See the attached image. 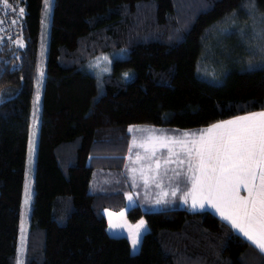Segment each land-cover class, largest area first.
<instances>
[{"label": "trees", "instance_id": "trees-1", "mask_svg": "<svg viewBox=\"0 0 264 264\" xmlns=\"http://www.w3.org/2000/svg\"><path fill=\"white\" fill-rule=\"evenodd\" d=\"M8 3L11 8L0 0V264L17 262L38 91L23 264H264L260 251L210 211L130 207L128 218L143 216L148 226L136 254L126 237L106 232L102 213L124 206L129 185L120 188V171L130 125L202 129L264 110V40L235 33L238 22H248L247 12L264 17V0H53L39 70L42 0ZM227 27L230 35L213 46ZM214 52L217 72L209 59ZM100 55L122 58L96 77L90 64ZM197 67L219 81L201 78ZM113 171L117 186L102 188Z\"/></svg>", "mask_w": 264, "mask_h": 264}, {"label": "snow or ice", "instance_id": "snow-or-ice-1", "mask_svg": "<svg viewBox=\"0 0 264 264\" xmlns=\"http://www.w3.org/2000/svg\"><path fill=\"white\" fill-rule=\"evenodd\" d=\"M254 3V0H250ZM45 14L50 7V0H44ZM6 8H11L8 0H3ZM20 16L24 14V9H18ZM251 14V13H250ZM15 23V21H12ZM264 23V17H262ZM264 40V30L257 34ZM15 43L22 46V41ZM264 51V45L261 46ZM43 78V71H40V79ZM39 88V84H38ZM39 91L36 102L39 104ZM213 130H220L216 135H211ZM133 131V129H129ZM141 131H156L155 129H142ZM209 133L207 137L203 133L198 139L191 141L188 146L183 141H169L179 143L186 159L181 160L179 156L175 161L170 157L173 155L169 151V159L164 161V175H167L169 163H175L177 167L183 168L187 164L184 172L185 178L192 183L194 193H199L200 198L212 204L231 225L241 232L255 247L264 252V112L253 113L248 116L237 117L220 124H214L209 129L203 130ZM184 136L195 135L184 133ZM35 137V131L33 132ZM151 139V137H149ZM163 139V138H161ZM162 146H167L163 144ZM143 147V145H141ZM35 151V140L33 139L29 160ZM155 155V151L152 152ZM151 160V156L147 157ZM156 169H160V162L157 160ZM135 171V169H133ZM175 177L181 173L172 169ZM258 181V183H257ZM244 186L247 189V196H240L238 188ZM175 193L173 192V195ZM31 199V186H25L24 205L27 207ZM129 200L132 197L129 196ZM161 203L160 200L156 201ZM187 202V200H186ZM197 206L194 196L193 207ZM204 203L199 207L203 208ZM111 215V214H110ZM123 215V213H121ZM141 220L136 226L143 227ZM111 228L119 225L110 224ZM138 235L132 238V247L136 249L139 244Z\"/></svg>", "mask_w": 264, "mask_h": 264}, {"label": "rangeland", "instance_id": "rangeland-1", "mask_svg": "<svg viewBox=\"0 0 264 264\" xmlns=\"http://www.w3.org/2000/svg\"><path fill=\"white\" fill-rule=\"evenodd\" d=\"M52 3L53 0H50V7L47 11V15L45 14V3L44 0H42V10H41V17H40V31H39V47H38V62H37V67L38 70L41 67H44L45 65V59H46V51L48 47V32H49V22L51 18V13H52ZM251 13V14H250ZM248 16L249 20L247 23H237L236 24V31L235 33L238 35H243L244 38L248 39H254L252 35L255 37L258 33H260L262 30H264V24H262V17L257 15L255 12H247L245 14ZM3 24V20H0V25ZM262 24V25H261ZM232 25V24H231ZM230 30L229 27H227L223 32H220L219 35L214 36L212 39V45L217 47L218 43L220 41H224L226 39V35H230ZM258 36V35H257ZM259 37V36H258ZM256 38V37H255ZM239 39V38H238ZM17 40H20L19 37ZM240 41V40H239ZM228 52H226L227 54ZM223 57H225V53H222ZM110 56L108 55H100L94 59V61L90 64V68H92L91 74H93L96 77H101L105 73H109L112 69L113 66V61L114 59H119L121 57H116L113 56L112 58H109ZM206 58V57H204ZM113 59V60H112ZM210 61L215 65L218 63L219 58L218 55L214 54L211 56ZM201 71L203 74L205 71V68L202 66ZM216 72L217 67H216ZM197 73L201 78L207 79L210 82L217 83L219 81V78L216 80L211 79V78H206L204 77L200 70L197 67ZM36 96L37 93L33 95L32 98V106H31V113H30V129H29V136H28V141H27V148H26V157H25V166H24V178H23V189H22V196H21V202H20V209H19V224H18V240H17V251H18V256H17V262L16 264H23V254H24V248H25V238H26V233L29 228V215H30V210L32 206V200H33V195H34V188H33V177H34V166H35V156H36V143H37V123L39 121V114H40V99H39V104L37 105L36 102ZM253 113H259V112H252V113H247L243 114L240 116H236L233 118H230L229 120H235L237 117L241 116H248ZM226 120V121H229ZM224 121V122H226ZM220 124V123H217ZM145 125H130L128 127L129 129H133V131H129L131 134V150L135 148V151L137 154H139L140 162H139V167L144 168L143 164V156L146 155L151 156V160L148 161V163L145 166V170H153L156 169V161L158 160L160 162V171L161 169L164 170V161L166 159H169V151L173 153V155L170 157L171 160L175 161L177 159V156H179V159L184 160L186 159L184 152L181 149V145L179 143H174L168 140V138H172L173 141H183L185 142L188 146H191V141L194 139H198L200 135H196V133H192V129H176L178 130V136H173V135H165V134H158V128L164 129L168 131V129L171 128H166V127H155V126H150V127H143ZM153 128L156 131H152L149 133L148 131H141L142 129H149ZM190 130V132H187ZM35 131V137H33V132ZM185 131V132H184ZM220 130H213L211 135H216L217 132ZM164 132V131H161ZM181 133H188V134H195V135H188L184 136L183 134L180 135ZM171 133V132H169ZM205 137L209 135V133L204 134ZM151 137V139H149ZM163 138V139H161ZM33 139L35 140V151L34 154L31 156V162L29 160L30 157V150H31V144ZM167 144V146H162L163 144ZM143 145V147H141ZM140 149V152H138ZM155 151V155H152V152ZM132 152V151H131ZM143 164V165H142ZM168 169H176V171H179L182 175H180L181 178L178 177V185H168L163 186V185H156L154 186L153 189L151 190H143L142 192H138V190H133V191H128L125 193V205L118 209V210H112L109 208H104L102 210V213L105 217L106 220V232L110 236L114 237H126L129 241L130 247V253L131 254H136L139 252L140 249V243L143 235L145 232L148 231V226L147 223L144 219V217H140L136 221H131L128 216H127V211L130 207L139 204L141 206V209L146 212V211H156V210H161V209H167V208H191V209H204L210 212H214L218 215L221 216L220 212L210 203H208L206 200H203L200 198V196H195L196 201H197V206L193 207V198H190L191 195V181L187 180L185 178L184 172L186 171L187 164L184 165L183 168L177 167L175 163H169L167 165ZM151 172V171H149ZM156 172V170H155ZM154 174V172H152ZM27 184H30L31 186V199L29 202V205L25 207L24 205V199H25V186ZM178 189V197H174ZM173 192L175 193L173 195ZM129 196L132 197V200H129ZM175 198V199H173ZM160 200L161 203H157L156 201ZM187 200V202H186ZM200 203H204V207L201 208L199 207ZM189 204V205H188ZM123 213V215H121ZM111 214V215H110ZM224 218V217H223ZM143 220L145 223L143 227L137 228L136 226L139 224V222ZM110 224L113 225H119L117 228H111ZM138 235L139 239V244L136 247V249H133L132 247V238L133 236Z\"/></svg>", "mask_w": 264, "mask_h": 264}, {"label": "crops", "instance_id": "crops-1", "mask_svg": "<svg viewBox=\"0 0 264 264\" xmlns=\"http://www.w3.org/2000/svg\"><path fill=\"white\" fill-rule=\"evenodd\" d=\"M256 112H264V110L263 111H256ZM226 120H229V119H226ZM226 120L215 122V123H213V124H211V125H209V126H207L205 128H202V129H192V133H196L197 136L201 135L202 133L207 134V132H203V130L211 128V126L214 125V124L223 123ZM143 127H146V126H143ZM147 127H150V126H147ZM149 129H153V128H149ZM158 131H159L158 134H160V135L161 134H165V135L178 136V130H176L174 128L168 129V131H166L164 129H161V128H158ZM161 131H164V132H161ZM169 132H171V133H169ZM187 132H190V130H188ZM149 133H151V132H149ZM183 133L180 132V135H182ZM130 137H131V134L129 133V143H128L127 151H126V153L124 155V161H123L124 165H123V167H122V169L120 171L121 176L124 177V180L122 179L123 182H122L120 188L123 185H125V183L129 185V189L124 191V205H125V193L128 192V191L138 190V192L140 193L143 190H146V191L151 190V189L154 188V186H156L158 184L166 186V187L168 185H171L173 187H174V185H178V177L174 176L173 171L171 169L168 170L167 175L163 174L164 173L163 169H161L160 171L156 170V172L153 171V170H150V169L149 170H145L146 169L145 166H146V164L149 161V159L147 158L146 155H142L143 156V161L142 162L144 164V168H142V167L140 168L139 167V162H140L139 156L140 155L136 153L135 148H133L131 150V145H130L131 144V142H130L131 138ZM138 152H140V149H139ZM133 169H135V171H133ZM149 171H151V172H149ZM113 172L116 173L115 171H113ZM152 172H154V174H152ZM179 178H181V177L179 176ZM118 179H119V176L116 173V174H114V176H111V180L109 181V183L107 185H103L102 188L103 187L106 188V186H110L111 189L115 188L117 186V184H118V182H117ZM257 183H258V181H257ZM190 188H191L190 198L199 195V193H194L193 192L192 183L190 185ZM238 192H239L240 196H247L248 195L247 189L244 186H240L238 188ZM174 197L175 198L178 197V189H177V192H176ZM175 198H173V199H175ZM136 205L140 206L139 204H136ZM140 208H141V206H140ZM167 209H174V208H167ZM185 209H187V208H185ZM187 210L188 211H192V212L207 211V210H204V209H191L190 207ZM213 214L216 215L223 222L227 223L237 234H239L246 241H248L252 246H254L246 237H244V235L241 232L236 230L231 225V223L229 221L225 220L223 218V216H220V215H218V214H216L214 212H213ZM255 248L264 255V252H262L259 248H257V247H255Z\"/></svg>", "mask_w": 264, "mask_h": 264}]
</instances>
